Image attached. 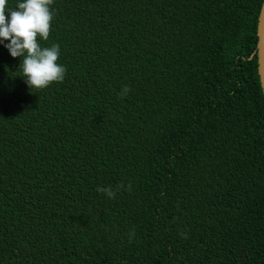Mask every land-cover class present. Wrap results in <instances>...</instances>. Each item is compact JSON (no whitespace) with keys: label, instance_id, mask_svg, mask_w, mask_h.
Wrapping results in <instances>:
<instances>
[{"label":"trees","instance_id":"obj_1","mask_svg":"<svg viewBox=\"0 0 264 264\" xmlns=\"http://www.w3.org/2000/svg\"><path fill=\"white\" fill-rule=\"evenodd\" d=\"M263 2L53 0L40 90L0 45V264H264Z\"/></svg>","mask_w":264,"mask_h":264},{"label":"clouds","instance_id":"obj_2","mask_svg":"<svg viewBox=\"0 0 264 264\" xmlns=\"http://www.w3.org/2000/svg\"><path fill=\"white\" fill-rule=\"evenodd\" d=\"M52 4L53 0H17L15 7L9 8L8 0H0V45L11 57L22 58L18 67L20 77L30 89L40 90L53 82H62L66 73V68L57 62L60 46L42 47L39 42L49 38L54 18ZM128 91L125 87L121 95ZM97 191L108 198L116 194L111 188Z\"/></svg>","mask_w":264,"mask_h":264},{"label":"water","instance_id":"obj_3","mask_svg":"<svg viewBox=\"0 0 264 264\" xmlns=\"http://www.w3.org/2000/svg\"><path fill=\"white\" fill-rule=\"evenodd\" d=\"M258 36H259V44H258L259 74L264 90V2L259 17Z\"/></svg>","mask_w":264,"mask_h":264}]
</instances>
